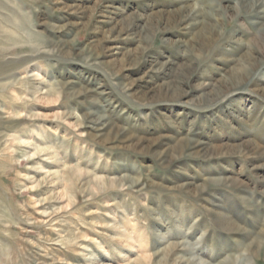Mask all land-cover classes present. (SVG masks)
<instances>
[{"label": "rangeland", "instance_id": "rangeland-1", "mask_svg": "<svg viewBox=\"0 0 264 264\" xmlns=\"http://www.w3.org/2000/svg\"><path fill=\"white\" fill-rule=\"evenodd\" d=\"M0 264H264V0H0Z\"/></svg>", "mask_w": 264, "mask_h": 264}]
</instances>
